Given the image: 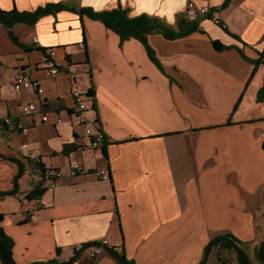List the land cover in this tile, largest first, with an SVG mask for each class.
<instances>
[{
	"label": "crops",
	"instance_id": "obj_1",
	"mask_svg": "<svg viewBox=\"0 0 264 264\" xmlns=\"http://www.w3.org/2000/svg\"><path fill=\"white\" fill-rule=\"evenodd\" d=\"M56 2L95 12L120 7L130 18L144 15L174 32L181 30L179 19L186 21L189 2L207 6L212 19L200 16L196 31L173 40L149 35L155 61L139 41H120L100 22L66 12L23 30L30 39L22 44L34 49L14 45L18 50L51 48L55 63L74 64L77 74L50 78L43 69L47 51H39L0 78V121L7 124L0 154L24 167L18 194L0 200V227L14 242L15 263L67 262L74 246L105 239L133 264H200L207 243L222 234L253 256L264 241V99L256 100L264 89V59L257 66L251 60L264 57V0H0V9L32 11ZM17 74L37 79L43 95L14 93ZM73 89L92 91L81 118L102 129L104 150H89ZM24 104L36 105L39 114L22 116ZM66 144L84 168H106L110 179L71 177ZM37 163L63 177L39 200L27 201L42 180ZM17 172L0 158V191L13 188ZM218 256L211 251L203 264H222ZM72 264L117 263L105 249L95 260L80 254Z\"/></svg>",
	"mask_w": 264,
	"mask_h": 264
},
{
	"label": "trees",
	"instance_id": "obj_2",
	"mask_svg": "<svg viewBox=\"0 0 264 264\" xmlns=\"http://www.w3.org/2000/svg\"><path fill=\"white\" fill-rule=\"evenodd\" d=\"M63 12L75 15L78 18L87 17L93 21L100 22L106 29L115 33L120 38V41H126L130 39L139 41L144 46L148 56L153 61H155L154 52L150 49L147 43V38L149 35L153 33H159L165 39L173 40L197 30L196 21L188 22L183 18L179 19L178 21L181 30L179 32H174L168 27L161 24L156 19L144 15L130 18L127 14V11L122 10L120 7L111 11L95 12L88 7H78L64 2L46 3L43 6H39L32 11H17L16 9L4 11L0 9V26L8 28L7 37L14 45L22 50L31 51L34 48L25 46L20 43L18 38L13 34V27L17 24H23L33 27L40 19L49 16L55 18L59 13ZM207 18L212 19L211 15L209 14ZM217 25H219L225 32H227L225 26L221 25L220 23ZM82 43L84 44V34ZM213 45L216 50H222V46L219 43L214 42ZM50 49L51 48H36V50L40 52H45ZM245 59L247 58L245 57ZM263 59V54H259V59L251 60V63L254 66H257L260 63V60ZM66 60H68V57H66ZM87 93L88 95L93 96L91 90H89ZM263 99L264 89H261L258 92L256 100L260 102ZM40 106L42 110H48V104L46 102H40ZM0 130H7V124L4 121H0ZM102 150H104V148ZM262 150L264 151V141L262 143ZM71 151V144H66L63 146L62 152L64 155H67ZM0 158L15 163L18 167V172L14 176L12 181L13 188L9 191H0V200H3L7 197H13L18 194V181L23 175L24 167L21 161L15 158L5 157L1 154ZM37 166L43 173V166L40 163H37ZM45 191L46 189L43 186L42 177V180L39 181L37 185L25 195L24 200L37 201L42 197ZM98 244V242H94L84 244L82 246L85 248L91 245ZM13 246L14 242L12 238L6 234L2 227H0V264H16L13 258ZM213 250H216L221 255V257L218 256V260L222 264L229 262L232 257L233 259H235L237 264H264V241L259 243V245L254 248L253 259H251L249 257V254L247 253V250L245 249V245L243 242H241L231 234L219 235L210 240L205 246L202 261L200 264H203L207 260L209 253H211V251ZM106 252L116 261L117 264H133L125 257L122 247L119 251L112 247L106 248ZM222 253H231L232 257L229 260L224 259L222 257ZM56 254L57 257L60 255L59 250H57ZM79 255L80 254L77 253L75 257L67 262H60L57 258H54L47 261L33 262L30 264H72Z\"/></svg>",
	"mask_w": 264,
	"mask_h": 264
},
{
	"label": "built area",
	"instance_id": "obj_3",
	"mask_svg": "<svg viewBox=\"0 0 264 264\" xmlns=\"http://www.w3.org/2000/svg\"><path fill=\"white\" fill-rule=\"evenodd\" d=\"M210 13V9L207 6L196 7L195 4L189 2L185 9V19L188 22H195L198 20L200 16L205 17ZM216 24H219L217 20H215ZM32 43L34 45L38 44L36 38L32 39ZM55 55L56 52L54 50H48L47 55L43 62V69L46 70L47 75L50 78H57L60 74H65L68 78H74L77 74V66L71 63L65 64L64 66H58L55 63ZM11 86L14 93H19L21 90H30L37 96H42L44 90L40 84V82L25 74H17L11 79ZM71 99L73 101L76 112L79 115V122L84 128V135L89 137L90 142L88 144V148L91 151H99L101 150L104 143V133L100 127L87 125L85 120L81 118V115L89 110V101H93V96L88 95V93L80 92L77 89H73L70 92ZM20 114L22 116H33L35 114H39V109L34 104H24L19 107ZM41 120L43 122L48 121L47 114H41ZM62 122L61 118L57 116L54 120L55 124H60ZM27 130L22 129V133H25ZM67 165L69 169V174L71 177L77 176H85V175H94L101 181H108L110 179V174L108 169L103 168L100 170H89L84 168L81 162L76 157L75 152H69L66 155ZM43 186L46 190H53L58 186L59 181L63 177V173L58 168H45L43 172ZM34 217L30 216V220H33ZM98 245H91L89 247H83L82 245L74 246L71 251L74 254H81L87 257L90 260H95L106 248L108 242L104 239L98 242ZM113 248V247H112ZM120 246L115 248L117 251L120 250Z\"/></svg>",
	"mask_w": 264,
	"mask_h": 264
},
{
	"label": "rangeland",
	"instance_id": "obj_4",
	"mask_svg": "<svg viewBox=\"0 0 264 264\" xmlns=\"http://www.w3.org/2000/svg\"><path fill=\"white\" fill-rule=\"evenodd\" d=\"M30 28L31 26H26L23 24H17L13 27V34L18 38V40L27 45L26 42L30 39V34L23 30L25 28ZM8 28L0 26V78L2 80H5L10 71L12 70V67L21 60H36L39 56L42 55L39 51H33L32 53H24L20 50H18L14 44L8 39L7 37ZM5 146L3 143V139L0 135V152L4 151ZM248 254L251 259H253V256L249 252ZM223 258L229 260L232 257L231 253H222ZM235 261V259H234ZM234 264H236L234 262Z\"/></svg>",
	"mask_w": 264,
	"mask_h": 264
}]
</instances>
